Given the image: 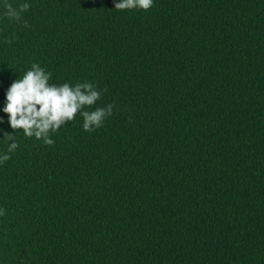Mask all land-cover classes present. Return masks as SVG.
Returning <instances> with one entry per match:
<instances>
[{"label":"trees","instance_id":"1","mask_svg":"<svg viewBox=\"0 0 264 264\" xmlns=\"http://www.w3.org/2000/svg\"><path fill=\"white\" fill-rule=\"evenodd\" d=\"M27 2L0 15V108L36 62L113 109L50 146L16 132L0 264H264V0Z\"/></svg>","mask_w":264,"mask_h":264},{"label":"clouds","instance_id":"2","mask_svg":"<svg viewBox=\"0 0 264 264\" xmlns=\"http://www.w3.org/2000/svg\"><path fill=\"white\" fill-rule=\"evenodd\" d=\"M154 3L155 0H118L114 8L120 11L138 9L147 12ZM30 6L27 0L18 6L9 0H0V15L8 20L20 21L22 13L28 11ZM51 78L50 72L33 62L7 89L5 103L0 111L7 115V123L13 134L5 132L0 137V142H3L7 136V147L0 150V166L10 160L11 153L19 147L15 139L17 131H22L26 138H35L50 146L55 143L51 133L58 132L62 126L74 121L77 113L83 119L82 128L86 132L101 128L112 115L111 104L96 107L92 111L86 110L101 98V91L91 82L57 85L49 82ZM3 123L4 117L0 116V124ZM0 214H3V210H0Z\"/></svg>","mask_w":264,"mask_h":264}]
</instances>
